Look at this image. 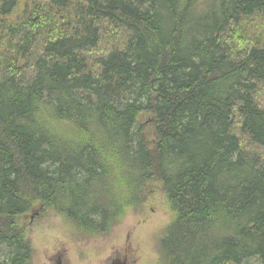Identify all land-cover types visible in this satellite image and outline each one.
Listing matches in <instances>:
<instances>
[{"label": "trees", "instance_id": "16d2710c", "mask_svg": "<svg viewBox=\"0 0 264 264\" xmlns=\"http://www.w3.org/2000/svg\"><path fill=\"white\" fill-rule=\"evenodd\" d=\"M18 2L14 21L0 0V264H33L50 219L95 237L152 206L154 264H264V160L243 138L264 147L246 26L264 0Z\"/></svg>", "mask_w": 264, "mask_h": 264}, {"label": "rangeland", "instance_id": "374dc122", "mask_svg": "<svg viewBox=\"0 0 264 264\" xmlns=\"http://www.w3.org/2000/svg\"><path fill=\"white\" fill-rule=\"evenodd\" d=\"M16 6L13 20H20L24 13V4L12 0ZM243 22V21H241ZM243 24V23H241ZM250 34L264 33V13L250 18L246 23ZM31 76V67L28 63L25 81ZM248 155L264 160V147H258L247 138ZM32 216V215H30ZM28 222V218L23 220ZM168 218L161 207L152 206L145 214H127L121 223L107 235L95 237H78L76 233L59 219H50L40 227L32 228L30 235L34 249L33 264H49L47 258L56 251L62 250L69 264H103L115 249L128 252L134 264H154L157 256L154 251L155 237L165 228ZM7 251L0 248V261L5 259ZM247 264H257L249 261Z\"/></svg>", "mask_w": 264, "mask_h": 264}, {"label": "water", "instance_id": "95a60500", "mask_svg": "<svg viewBox=\"0 0 264 264\" xmlns=\"http://www.w3.org/2000/svg\"><path fill=\"white\" fill-rule=\"evenodd\" d=\"M33 216H31V219ZM49 264H69L66 254L62 250L56 251L47 258ZM103 264H134L130 260L128 252L115 249Z\"/></svg>", "mask_w": 264, "mask_h": 264}]
</instances>
